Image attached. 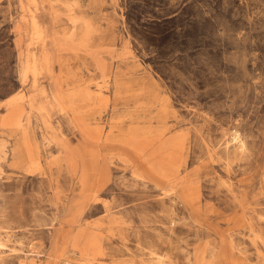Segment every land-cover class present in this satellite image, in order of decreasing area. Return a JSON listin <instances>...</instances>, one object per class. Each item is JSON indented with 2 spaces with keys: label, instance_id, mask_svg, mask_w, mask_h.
<instances>
[{
  "label": "rangeland",
  "instance_id": "obj_1",
  "mask_svg": "<svg viewBox=\"0 0 264 264\" xmlns=\"http://www.w3.org/2000/svg\"><path fill=\"white\" fill-rule=\"evenodd\" d=\"M0 264H264V0H0Z\"/></svg>",
  "mask_w": 264,
  "mask_h": 264
},
{
  "label": "bare ground",
  "instance_id": "obj_2",
  "mask_svg": "<svg viewBox=\"0 0 264 264\" xmlns=\"http://www.w3.org/2000/svg\"><path fill=\"white\" fill-rule=\"evenodd\" d=\"M34 19H35V13H33V11L29 12L28 13V23L24 26V29H26L25 30L26 35H29L30 28H31L30 25L32 24ZM18 46H20L19 43H18ZM82 156H83L82 154L80 156H76V155L71 156L70 158L67 159V162L71 170L73 171V174L76 177V183H78L81 186V190L83 192L90 191L91 197H93V195L96 194L99 191V189L95 190L93 188V183L91 182L90 177H89L90 172L88 171L87 160L83 158ZM85 156H90L91 158H94L98 161L100 160V158L96 156H92L88 154H86ZM90 247L92 250H96L98 248V245L95 239H91Z\"/></svg>",
  "mask_w": 264,
  "mask_h": 264
}]
</instances>
